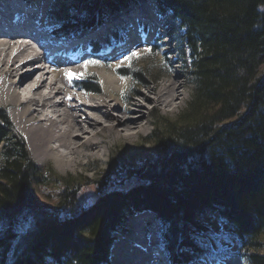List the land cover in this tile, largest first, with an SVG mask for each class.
Returning <instances> with one entry per match:
<instances>
[{
    "label": "trees",
    "instance_id": "obj_1",
    "mask_svg": "<svg viewBox=\"0 0 264 264\" xmlns=\"http://www.w3.org/2000/svg\"><path fill=\"white\" fill-rule=\"evenodd\" d=\"M141 1L149 0H54L45 15L64 27L91 26ZM152 2L172 17L164 33L182 32L189 52L187 110L165 122L168 141L154 133L152 152L121 156L81 206L85 191L71 181L48 188L0 114V264H110L117 237L144 213L161 226L171 264L218 255L209 240L216 232L248 264H264V0ZM121 41L119 31L108 38ZM124 70L129 80L140 76ZM80 85L99 93L95 80Z\"/></svg>",
    "mask_w": 264,
    "mask_h": 264
},
{
    "label": "bare ground",
    "instance_id": "obj_2",
    "mask_svg": "<svg viewBox=\"0 0 264 264\" xmlns=\"http://www.w3.org/2000/svg\"><path fill=\"white\" fill-rule=\"evenodd\" d=\"M11 1L0 0V106L7 110L6 118L25 138L38 165L52 163L61 174L76 173L78 166L89 161H104L109 147L117 142L131 145L141 137H148V118L152 110L168 115L182 106V77L180 74L172 76L169 71L167 75L137 83V90L123 97L125 77L120 75V68L113 65L122 62L127 54L137 53L143 46V33L138 27L129 26L126 46L108 56L113 60L112 64L101 59L102 64L87 48L90 44L96 48L97 41H89L92 35L84 37L79 30L64 34L73 28L64 26H60L56 34L54 31L59 25L54 23L40 26L42 23L38 20L43 19V6L48 0H13L10 4ZM143 3L139 2L137 7ZM7 11L10 12L6 16ZM141 17L142 14L132 23L138 25ZM156 24L151 22L150 26ZM36 25L44 31L45 38H49L51 49L62 48L56 57L49 58L51 53L46 52L42 36L39 38L41 43L35 44L32 34L28 35L30 27ZM99 32L93 35H99ZM109 49L108 46L101 47L99 52H104L95 55H104L112 48ZM92 64H95V73L103 86L99 93L83 90L77 82L90 71ZM141 87L147 90L142 91ZM138 216L137 219L144 220L148 215ZM145 230L136 226L131 240L115 242L116 264H143L158 251Z\"/></svg>",
    "mask_w": 264,
    "mask_h": 264
},
{
    "label": "rangeland",
    "instance_id": "obj_3",
    "mask_svg": "<svg viewBox=\"0 0 264 264\" xmlns=\"http://www.w3.org/2000/svg\"><path fill=\"white\" fill-rule=\"evenodd\" d=\"M54 0H48L43 8L44 11L52 5ZM34 4V3H33ZM145 5V6H143ZM153 2L152 1H146L145 3L141 4L138 7H131L129 9L121 10V14L132 12L133 18L137 16L138 20L141 16V20L139 23L142 24L141 27L138 25H134L132 23L133 18L130 19H122L118 18L116 20V17H112L108 20V22H104L102 20L95 22L94 24H90L91 26L87 24H76L70 30L69 32H65L64 34L68 33H75L79 30V33L82 34V36H91L89 41L91 43H94L95 40L97 41V45H102L103 41H106L107 38L110 36L111 32L113 30H118L121 33V43L120 45H111L112 47H109L110 52H105L104 55H100L104 51L101 50L99 55H95L98 52H94L93 49H89V51H92L94 53L93 57L99 60L101 63L105 61L106 63H111L113 60L111 58H108L111 54H113L114 51H116L118 48H122L123 46H126L125 38L129 33V26H136L139 28V32L143 33V46L139 47L136 56L132 57L131 53L127 54L125 57H131V59H123L122 62H120L117 65H113L115 67L119 68H125V73H135L137 72L138 77H134L133 79L129 80L125 77L124 81L126 83L125 90L123 92V97L129 96L130 93H133L134 90H137V83L141 82L143 80L151 81L152 79L159 77L161 75H167V72L171 73L172 76L181 75L182 82L184 83V101L182 102V106L179 108V110L173 114H161L159 110H152L149 114L148 120L150 121L149 126V133L150 135L148 137H141L139 138L135 143L133 144H127L125 142H117L111 147H109V150L107 151L106 157L104 161L98 162V161H89L85 163V165L78 166L75 169L76 173H68V174H61L55 170L52 163H47L45 165H38L32 158L31 152L27 146L25 138L17 131L16 127L9 121V119L6 118V115L8 114L7 110L1 108L0 106V114L4 118L7 119V121L12 126L14 133L18 135L23 141L27 148V151L29 153L30 159L35 164L39 176L46 182L52 183V185L48 186V188H54L55 184H64L66 181L74 182V186L76 188H81V191L86 193V196H89L88 198H85L84 203H78L79 201L76 199V204L81 206L82 204H89L91 203L97 196V187L98 182L100 181V176L106 175L108 168H111L115 164H121L123 160L121 159V156L124 158V162L131 161L133 156L137 154V152H152L153 147L155 146L154 142L152 141V137L154 133L160 134L162 138L165 141H168V136L166 132L165 122H175L180 114L185 112L188 108V103L191 100L192 97V90L194 88V82L192 81V78L188 75V72L190 70L189 67V52L188 50L183 46L182 43V32H178V37L175 39H172L170 37H167V33H164V29H166L167 21H172V17L170 14H166L163 16L158 15L154 12L153 9ZM139 14V15H138ZM118 17V16H117ZM109 18V17H108ZM115 19V21H114ZM136 22H138L137 19H135ZM152 20V21H150ZM154 22L156 25L155 27H151L150 23ZM132 23V25H131ZM130 24V25H129ZM61 26V24H57ZM110 25V27H108ZM57 26V27H59ZM153 29H156V32H153ZM152 30V31H151ZM60 31V30H58ZM98 31H100L99 35H93L96 34ZM158 31V32H157ZM64 32V31H63ZM78 36V35H77ZM97 38V39H96ZM145 43V44H144ZM96 45V47H98ZM94 48L95 45H87V48L89 47ZM103 59V61L101 60ZM96 64V63H95ZM95 64L89 65L90 71L84 75L82 78H80L77 82L80 84V80H95L96 84L99 87V92L103 91V86L101 84L100 78L95 73L96 66ZM103 64V63H102ZM101 70V68H100ZM179 75V76H180ZM142 91H146L147 89L142 88ZM7 113V114H6ZM84 180H87V186L83 187L82 184H84ZM72 187V188H75ZM88 189V191H86ZM78 194V193H77ZM80 194V193H79ZM81 196V195H80ZM77 197V196H76ZM82 198H84L82 196ZM78 206V207H79ZM145 214V213H144ZM148 216L144 218V220L137 219L139 216H135L131 218L127 225V233H130L128 236V239H132V232L133 230H136V226H141L142 229L145 230V228L148 231L149 237H152L153 242L156 245L157 250L161 251L163 249V244L160 241V232H161V226L156 221L155 217L150 214L146 213ZM137 219V222L135 221ZM137 223V225H136ZM145 230V232L147 233ZM125 238L122 236H118L116 243L124 240ZM210 242H213L215 245L213 247V250L218 252V255L213 256L209 255L208 257H205L201 260H196L191 264H248L246 259L243 257L241 251L236 249V246L230 244L226 240L225 235H220L219 232H216V235H212V237L209 239ZM262 242L264 243V236L261 237ZM115 243V244H116ZM113 245V247L115 246ZM204 244H209L207 241ZM113 247L111 249V259L110 264H116L115 256L113 254ZM227 248L230 249V251L226 252Z\"/></svg>",
    "mask_w": 264,
    "mask_h": 264
},
{
    "label": "snow or ice",
    "instance_id": "obj_4",
    "mask_svg": "<svg viewBox=\"0 0 264 264\" xmlns=\"http://www.w3.org/2000/svg\"><path fill=\"white\" fill-rule=\"evenodd\" d=\"M131 55H132V57H134V56H136V53H132ZM125 59H131V57H125ZM69 76L71 77V74H69Z\"/></svg>",
    "mask_w": 264,
    "mask_h": 264
}]
</instances>
